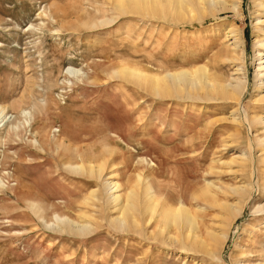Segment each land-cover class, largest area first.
<instances>
[{"label":"rangeland","instance_id":"rangeland-1","mask_svg":"<svg viewBox=\"0 0 264 264\" xmlns=\"http://www.w3.org/2000/svg\"><path fill=\"white\" fill-rule=\"evenodd\" d=\"M224 1L236 10L175 23L120 13L115 0H0V106L9 118L0 123V264H264V0ZM200 64L212 82L243 80L237 98L205 87L153 95L115 72ZM45 137L63 139L77 161L106 146L103 179L122 192L142 171L161 204L205 207L204 228L226 232L209 240L214 255L169 243L176 230L162 234L157 217L112 226L105 196L93 209L81 201L103 181L61 168L47 147L30 152L34 140L54 146ZM208 182L218 205L199 196ZM26 192L43 206L38 214ZM85 209L97 218L86 234L50 229L55 213L77 221Z\"/></svg>","mask_w":264,"mask_h":264},{"label":"bare ground","instance_id":"bare-ground-1","mask_svg":"<svg viewBox=\"0 0 264 264\" xmlns=\"http://www.w3.org/2000/svg\"><path fill=\"white\" fill-rule=\"evenodd\" d=\"M236 7L237 5L226 4L224 0H115L114 2V8L120 13L125 14L128 12L141 16L157 17L165 21L171 20L170 22H177L180 19H199L206 13L214 16L218 11H226L228 9L236 10ZM235 31L236 30L228 29V35L230 38H234L232 44L237 47L240 45L235 42L238 39ZM260 45L264 46V43H260ZM258 56V59L261 60L264 57V55H261L259 52ZM263 62L264 60L260 63ZM262 67L264 66L262 65ZM73 71L78 72V69ZM115 72L116 74L117 72L123 73L137 86L143 87L151 94L153 93V95L158 96H164L171 89L176 90L177 92L179 91L180 93L187 92V94L191 95L188 90L195 89L194 92H196V90H200L205 87L209 90H217L220 93H218L220 96L222 95L237 98V95L240 93V90L244 87L245 83L239 78H235L233 84H220L212 82L208 79L206 66L202 64L193 69L180 68L174 71H166L161 75L148 73L140 67L135 66H125L120 70H115ZM263 86L264 81H261L259 83V88ZM176 91L175 93H177ZM202 91H204V89ZM205 91L207 92L208 90L206 89ZM262 96H264V94ZM23 113H25V111H23ZM8 119L7 114L4 113V108L0 106V123L7 121ZM33 142L35 145L33 146L34 150L30 152L34 155H39L37 151L39 153L45 152L44 147H47L49 151L56 154V158H58L61 168L63 167L65 170L91 180L94 179L103 181L101 189L97 187L91 188L81 201L84 203L83 205H85V207H92L91 209H93L102 207V198L105 196L106 204L114 213V215L109 219V223L114 227L139 228V226H142V223L149 221L151 218L157 217L161 226L159 227V231L161 233L170 226L173 227H171L170 230H176L175 236L172 234V236H165L168 238L169 243L177 244L180 248L182 247V249H186L189 246L190 248H196L200 251L204 250L210 255H214V253H212L210 247L208 248V245H210L208 243L209 240L219 241L223 238V235L226 234L225 229L222 231L219 230V233H215L211 228H204L203 223L200 222L201 218L199 219L198 211L204 209L205 207L198 205L197 208L192 210V206L190 207L183 200H178L176 204L168 202L161 204L160 202L163 198L154 190L150 180L148 179L150 177L147 176V173L146 175L142 173V171L137 172V174L135 173V180L123 192L121 191L122 189L117 181L103 179V176L108 174L106 173V170L109 167L107 162L109 159L108 157L112 153V151H109L106 146H104V150L101 154L96 153L95 156L82 154L77 157L79 159L77 161L76 158L72 156V151L69 150V146L65 144L63 139H50L49 137H45L44 140H40L41 144H53L54 146H39L38 142H35V140ZM38 164L40 165V163ZM210 185H212V183H206L205 186L201 188L199 196L205 201H214L217 204V201L213 198L214 196ZM234 190H237L236 192L240 193V191H244V188L236 187ZM25 197L27 202L31 203V207L35 214H38L41 210H43V206L40 205L41 203L33 199L28 192L25 193ZM195 197L197 198L198 196ZM224 207L228 208L230 206L224 205ZM259 207L264 209V203L257 205V208ZM88 211L89 209L80 211L77 221L55 213L53 216L54 222L51 223L49 227L51 230L60 234H82L91 231L95 225L94 223V225H92L91 222L93 220L96 221L95 219L97 218L92 212ZM39 218L43 219L41 215ZM221 226H224V224ZM159 231L158 234L161 236ZM170 232L168 233L170 234ZM203 233H205V235H203Z\"/></svg>","mask_w":264,"mask_h":264}]
</instances>
